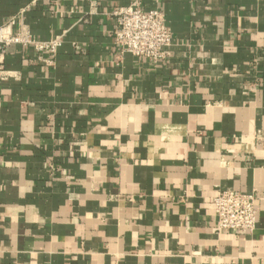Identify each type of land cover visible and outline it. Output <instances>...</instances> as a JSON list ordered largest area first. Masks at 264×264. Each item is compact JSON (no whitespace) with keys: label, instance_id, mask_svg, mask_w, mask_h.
<instances>
[{"label":"crops","instance_id":"0c3cea01","mask_svg":"<svg viewBox=\"0 0 264 264\" xmlns=\"http://www.w3.org/2000/svg\"><path fill=\"white\" fill-rule=\"evenodd\" d=\"M163 13L168 57L120 55L112 11ZM0 264H264V0H0ZM216 191L257 197L251 234Z\"/></svg>","mask_w":264,"mask_h":264},{"label":"built area","instance_id":"2783aa9c","mask_svg":"<svg viewBox=\"0 0 264 264\" xmlns=\"http://www.w3.org/2000/svg\"><path fill=\"white\" fill-rule=\"evenodd\" d=\"M116 26L112 32L114 45L120 55L129 54L150 64L165 60L172 44V34L166 25L163 13L157 10L144 11L138 3L112 11ZM12 22L0 27V78L2 74L3 54L8 46L18 44L30 46L39 55L38 60L51 65L61 47L60 37L46 42L30 39L27 33L12 34ZM257 197L237 191H216L210 205L217 223V229L224 233L251 234L256 227Z\"/></svg>","mask_w":264,"mask_h":264}]
</instances>
